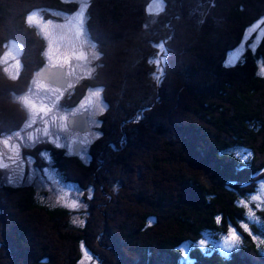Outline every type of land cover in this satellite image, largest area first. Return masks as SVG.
I'll return each mask as SVG.
<instances>
[{"label": "trees", "instance_id": "1", "mask_svg": "<svg viewBox=\"0 0 264 264\" xmlns=\"http://www.w3.org/2000/svg\"><path fill=\"white\" fill-rule=\"evenodd\" d=\"M147 1L90 0L86 8L87 33L105 66L61 103L101 87L107 107L98 115L101 135L89 145L91 161L42 146L64 181L81 189L83 222L40 202L31 185H7L0 176V264H78L82 245L100 264H180L186 243L189 264H264V205L253 207L251 227L237 202L264 179V31L239 60L226 62L245 29L264 16V0H161L153 22ZM76 7L0 0V56L9 40L22 50L19 75L0 72V135L22 125L25 112L13 95L44 64V40L26 15L36 9L59 20L46 9ZM156 58L162 63H149ZM229 225L240 239L226 255L195 246L203 233L217 240Z\"/></svg>", "mask_w": 264, "mask_h": 264}, {"label": "rangeland", "instance_id": "2", "mask_svg": "<svg viewBox=\"0 0 264 264\" xmlns=\"http://www.w3.org/2000/svg\"><path fill=\"white\" fill-rule=\"evenodd\" d=\"M73 1L76 3L77 7L74 11L70 13H62L56 10H47L59 20L44 18L41 10H32L27 15H35L38 24H29L33 26L37 33L42 37L45 43L44 50L42 52L43 62L45 65L49 66L53 62H59L60 58L65 52L71 54L72 49L76 48L78 50L84 51L87 59L83 61H75L73 59L72 66H65V77L67 82L64 88H59L58 86L52 85L43 79L37 77V68L31 72V78L28 83L27 88L23 93L13 95V100L18 103L25 112V120L22 125L17 129L10 132H5L0 135V176L2 182L11 185H31L36 191V199L40 202L48 203L51 206H62L69 211H71L70 220L73 223L81 224L84 220L85 212L84 209L86 205L82 198V191L75 184L68 181H64L63 177L59 172L51 165L50 151L45 150L42 146L44 144H51L54 147L61 149L63 154L69 157H76L81 162H90L89 145L95 141L100 135L98 130V115L101 114V107L105 105L102 100V94L99 98L92 95L93 91L101 90L99 85H92L85 88L83 94L79 97L78 101L70 106L61 103L63 97L68 93L74 91V87L82 79H92L95 75L99 74L104 63L102 65L100 49L95 44V42L89 37L87 29L85 26L86 19V8L90 0H64ZM162 1L161 0H148L146 5L147 18L149 22H153L156 15L161 11ZM80 13H83L84 18V32L85 35L81 36L79 40L75 38V29L72 26L68 28L59 27L67 23L69 19L78 17ZM25 18V19H26ZM45 23L48 24L47 29H45ZM28 24V23H27ZM110 31L116 33L119 27L110 24L108 26ZM264 31V16L257 20L252 25L248 26L242 36L241 41L232 50L228 51L226 54L227 63H235L240 59L242 53L244 52L246 46L249 43H253L259 39ZM116 39V37H115ZM251 40V41H250ZM95 45V48L92 45ZM51 45V49H50ZM59 49V51H57ZM21 46L14 40H9L5 45L3 52L0 56V72L6 76L12 78V76H18L22 71V65L20 61L21 56ZM99 54V59H96V55ZM124 55H126L124 53ZM49 56L52 59H49ZM19 61V66L17 67L16 61ZM262 67V66H261ZM7 69V71H5ZM261 70H264L262 67ZM37 84L44 85L45 87H55L59 89V92L51 91L43 94L35 93V88ZM41 95L47 105H50V110L46 108V117L41 119L39 113V107L45 106L41 102ZM24 99H28L29 105L35 102L38 107L32 109L31 107H25L22 103ZM82 105L87 106V111ZM105 109V108H104ZM86 113V119L89 124V129L85 131H76L68 127V117L74 114H79L81 112ZM35 121V123H33ZM55 121V122H53ZM45 127L48 128L49 134L44 135ZM4 140H8V145L4 144ZM79 143V149L77 154H74L72 149L74 145ZM36 151V157H34L33 150ZM32 151V152H31ZM43 153V156L41 154ZM27 157H32L35 160V164L27 161ZM45 161L48 163L45 164ZM7 164L8 167H4ZM38 168H47L46 172H38ZM264 184V179L258 180L255 191L251 193L252 195H261V201H254L250 199V194L245 198H239L238 203L241 200L246 202L244 206L247 210V217L245 221L247 224H251V227L257 226L254 221H256L255 215L252 212L253 207H261L264 205V193H262L261 185ZM72 187L69 188L68 186ZM87 201V199H86ZM76 204L75 208H72V204ZM251 212V215H250ZM248 232H251L249 229ZM238 233V232H237ZM239 236V234H238ZM230 230L219 237L217 240L211 237L209 233H203L202 237L198 240L195 246L204 250L208 245L217 249L221 255H226L232 247H234L240 239L239 238L228 248L225 247V240H230ZM261 241V238L256 239ZM182 259L180 264H189L191 262L190 257H188L189 244L180 245ZM87 251L92 257L91 260L84 258V252ZM100 264V260L97 256L91 254L84 246H80V257L78 264ZM259 261H262L259 259Z\"/></svg>", "mask_w": 264, "mask_h": 264}, {"label": "snow or ice", "instance_id": "3", "mask_svg": "<svg viewBox=\"0 0 264 264\" xmlns=\"http://www.w3.org/2000/svg\"><path fill=\"white\" fill-rule=\"evenodd\" d=\"M26 23H28V24H38V23H41V21H38L36 16L33 14V15H29L26 18ZM83 24H84L83 13H80V15L78 17H74L72 19H69L66 24L61 25L59 27L68 28L69 26H72L75 29V38L77 40H79L81 36L85 35ZM47 26H48V24L45 23V29H47ZM92 47L95 48V45L93 44ZM159 47H160L161 51L163 52L164 51L163 45L161 44ZM249 47H251V45H249ZM50 49H51V45H50ZM57 51H59V49H57ZM95 58L99 59V54H97ZM49 59L51 60L52 57L49 56ZM73 59L75 61H83V60L87 59V57H86V54H85L84 51L78 50L76 48L72 49L71 54H69L68 52H65L63 54V56L60 58V61L58 63L57 62H53L50 65V67L52 69H57L58 71H54V72L50 71L48 73L49 78L52 79L53 81H58V80L63 79L64 76L66 75V73L63 72V69L65 68V66L71 67ZM153 62H155L157 65H159L160 63H162V59L161 58H156L154 61L153 60L149 61V63H153ZM16 63H17V67H18L19 66V61L17 60ZM5 71H7V69H5ZM161 75H162V72H161L160 75H156V77H155L158 83L160 82ZM12 78L15 79L16 76H12ZM34 91L37 94H43V93H47V92H51V91L59 92V89L55 88V87H51V86L50 87H45L44 85L37 84V86H36ZM101 91L102 90L93 91L92 95L97 97V98H99L100 95H101ZM41 102L44 103L45 106L39 107V113L42 114L41 115V119H44L46 117V108L48 110H50V105L46 104V102L44 101L42 95H41ZM22 103L25 105V107H31L32 109H36L38 107L37 103H35V102H33V103H31V105H29L28 99H24L22 101ZM82 107H84L85 111H87V106L82 105ZM106 107L107 106L104 105V106L101 107L100 110L103 111L104 108H106ZM141 111H143V110H141ZM53 122H55V121H53ZM33 123H35V121H33ZM48 134H49V130H48L47 127H45L44 135L47 136ZM97 135H101V134L98 133ZM8 143H9L8 140H4V144L5 145H8ZM41 156H43V153L41 154ZM26 160L31 162V164H35L36 163L34 158H32V157H27ZM47 163L48 162L45 161V164H47ZM4 167L6 168V167H8V165L4 164ZM47 170H48L47 168H38L37 169L38 172H41V171L46 172ZM233 183H235V182H233ZM68 187L71 188L72 186L69 185ZM241 187H243V185H241ZM261 189H262V193H264V184L261 185ZM90 191H91V189H90ZM250 199L254 200V201H261V195H252V194H250ZM239 203L246 206V202L244 200H241ZM71 207L75 208L76 204L75 203L72 204ZM250 215H251V212H250ZM217 223H220V219L219 218H217ZM241 226L244 227L246 231H248L247 224H245L243 221L241 222ZM229 228H230V237H231V239L230 240H225V247L226 248H228L230 245H232L239 238L236 229L233 226H231V225H229ZM249 235H253V238L256 239V236L253 233L249 232ZM82 247H83V245H82ZM84 258L87 259V260H91L92 259V257L89 255V253L87 251L84 252ZM81 264H83V260L81 261ZM185 264H187V262H185Z\"/></svg>", "mask_w": 264, "mask_h": 264}, {"label": "water", "instance_id": "4", "mask_svg": "<svg viewBox=\"0 0 264 264\" xmlns=\"http://www.w3.org/2000/svg\"><path fill=\"white\" fill-rule=\"evenodd\" d=\"M58 71L57 69H52L51 67L43 64L37 68V77L40 79L45 80L46 82H49L52 85L58 86L59 88H64L67 82V78L64 76L63 79L58 81H53L49 78L48 73L49 72ZM63 72L65 73V68L63 69ZM67 125L69 128L76 130V131H85L89 129V124L86 119V113L83 111L79 114H74L72 116L68 117ZM79 149V143L74 145V148L72 149L74 154H77Z\"/></svg>", "mask_w": 264, "mask_h": 264}, {"label": "flooded vegetation", "instance_id": "5", "mask_svg": "<svg viewBox=\"0 0 264 264\" xmlns=\"http://www.w3.org/2000/svg\"><path fill=\"white\" fill-rule=\"evenodd\" d=\"M2 134H3V133H2ZM2 134H1V135H2Z\"/></svg>", "mask_w": 264, "mask_h": 264}]
</instances>
